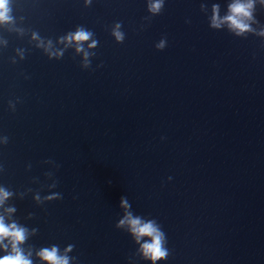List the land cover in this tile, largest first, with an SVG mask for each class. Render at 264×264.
I'll list each match as a JSON object with an SVG mask.
<instances>
[{
    "label": "water",
    "instance_id": "obj_1",
    "mask_svg": "<svg viewBox=\"0 0 264 264\" xmlns=\"http://www.w3.org/2000/svg\"><path fill=\"white\" fill-rule=\"evenodd\" d=\"M150 2L8 0L0 217L31 264L54 247L68 264H264V0L239 34L237 0ZM129 214L166 258L144 255Z\"/></svg>",
    "mask_w": 264,
    "mask_h": 264
},
{
    "label": "clouds",
    "instance_id": "obj_2",
    "mask_svg": "<svg viewBox=\"0 0 264 264\" xmlns=\"http://www.w3.org/2000/svg\"><path fill=\"white\" fill-rule=\"evenodd\" d=\"M164 5V0H151L149 4V11L152 13H159L162 11ZM252 7V0H249L248 4L237 2L229 6L230 15L224 17V21H227L233 29L243 32L248 29V24L244 22L245 17H250L251 13L249 9ZM216 6H214V12ZM10 9L8 7V0H0V22L8 21L11 17L8 15ZM213 26L219 27L220 22L217 20L216 16H213ZM91 33L84 30H77L75 33L70 34L66 37L69 41H86L89 39ZM114 35L118 40H121L122 34L119 31H115ZM95 43V42H93ZM165 42L162 40L156 45L157 48L162 49ZM79 50V49H78ZM9 193L4 192L0 189V203L3 202V198L8 196ZM122 204L127 207V202L122 198ZM12 211V209H9ZM127 222L131 225V231L136 234V239L139 240L142 236L151 237V242H145L142 245L143 253L146 257L150 258L155 262L158 259L166 258L168 253L165 248H163V233L151 222L141 224L139 218L133 219L131 214L126 217ZM121 224L125 223V220L120 221ZM4 237H10L12 242V254L0 257V264H31V261L25 258L22 252L17 247L19 242L25 239L24 229L17 228L15 224L5 225L3 218L0 217V239ZM39 255L50 264H68V257L58 256L57 249L54 247L51 250L43 249Z\"/></svg>",
    "mask_w": 264,
    "mask_h": 264
}]
</instances>
